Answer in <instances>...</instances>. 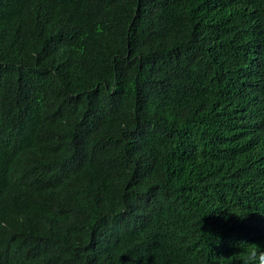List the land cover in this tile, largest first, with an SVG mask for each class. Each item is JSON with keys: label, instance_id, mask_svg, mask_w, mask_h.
Here are the masks:
<instances>
[{"label": "trees", "instance_id": "obj_1", "mask_svg": "<svg viewBox=\"0 0 264 264\" xmlns=\"http://www.w3.org/2000/svg\"><path fill=\"white\" fill-rule=\"evenodd\" d=\"M264 0H0V264H258Z\"/></svg>", "mask_w": 264, "mask_h": 264}, {"label": "clouds", "instance_id": "obj_2", "mask_svg": "<svg viewBox=\"0 0 264 264\" xmlns=\"http://www.w3.org/2000/svg\"><path fill=\"white\" fill-rule=\"evenodd\" d=\"M250 261H258V264H264V251L253 252L249 257Z\"/></svg>", "mask_w": 264, "mask_h": 264}]
</instances>
